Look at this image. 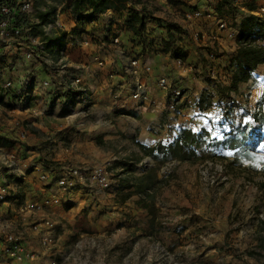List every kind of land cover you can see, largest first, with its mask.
<instances>
[{"label": "rangeland", "instance_id": "rangeland-1", "mask_svg": "<svg viewBox=\"0 0 264 264\" xmlns=\"http://www.w3.org/2000/svg\"><path fill=\"white\" fill-rule=\"evenodd\" d=\"M227 1L228 4L215 5V11L226 18L229 24H238L240 19L237 23L235 20L240 10L232 5L230 0ZM51 2V11H56L59 7L67 11L71 4V0ZM166 3L155 0L130 1V5L145 16L140 37L144 38L145 44L151 46L148 51L150 55L157 50L155 45L159 38L163 40V46L158 51H163L165 41L169 39L168 34H172L171 39L175 47L188 49L189 63L194 69L199 68L198 71L190 73L192 83L189 87L195 94L196 104L206 113L193 115L190 109L192 106H188L180 116H175V125L174 119H169L164 110L162 114L157 115L148 114L144 109L137 115L125 112V115L136 119V122L131 118L117 119L120 126L115 127V132L117 130L119 134L114 141L107 139L104 142L102 137L97 139L95 136L100 134L99 126L91 129L92 137H95L93 150L98 153L99 150L95 148L98 145L103 147L104 151L109 148L113 153L111 159L101 163L106 164L112 174L115 190L120 186L121 179L140 176L147 169H153L157 178L164 177L167 183L155 192L153 213L139 207L136 204V196L124 204H116L115 194L100 197L103 194L90 196L85 195V191L72 193V199H75L73 202L41 211L39 215L48 214L56 222L55 234L62 233L63 236L50 248L40 247L42 251L46 250L38 260L40 264H48L52 259L56 264H264V122L256 128L247 115L242 116L245 109L254 110V107H249L248 98L255 95L253 87L256 81L241 83L237 91L229 90L232 73L228 71L225 77L224 74L221 75L225 82L223 85L213 81L216 95L211 96L208 93V88L212 85L208 79V69L207 66L202 68L205 60L200 59L198 47L182 31V7L179 2ZM35 4L41 7L44 0H36ZM108 11L98 14V17L103 15L105 18L113 14ZM88 12L85 10L84 14ZM126 14V11L114 12L112 18H107L109 21L101 23L100 19L98 25L90 26L88 30L79 29L80 26L85 27L87 22L77 20L73 13L63 19L65 28L71 31L72 38L79 40L88 34L94 36V42H98V39L101 42L103 38L109 41V35L121 31L117 24L122 22ZM40 16L44 19L46 17L44 14ZM65 33V30H62L61 37L56 35V38H71ZM154 33H162L164 36L154 37ZM230 43L227 40L226 47L216 46L220 56L233 53L229 49L233 46ZM70 51L75 49L71 48ZM19 69H22L21 66ZM200 70L202 72H199ZM261 75L264 76V71H261ZM226 95H229L239 108L235 111L230 109L227 118L223 116L218 119L216 109L229 108V105H226L230 100ZM263 97L264 93L258 98L256 106H261L264 110ZM9 104L10 101L6 100L2 93L0 177L6 172L2 158L15 149V144H23L25 150L19 152L18 165L13 166L14 170L7 174L10 184L21 192V199L40 198L37 194H40L41 190L35 188V179L31 177V174L37 172L33 165L38 162L54 169L55 172L74 165L88 169L100 163L96 161L89 167H83L78 162L54 158H58L60 151L67 153L64 151L65 147L69 149L67 154L71 151L78 153L75 152V145H71L73 141L63 135L64 131L81 133V125L106 120L103 114H68L56 108L51 113L41 115L52 116V119H49L51 123L46 121L43 125L39 123L38 117L35 119L30 116L28 109H18L12 105L8 106ZM62 113L64 115H61ZM224 122H227V127H223ZM229 122L234 125L233 132L230 131ZM77 125L79 130L76 129ZM142 127L158 135L171 131L177 135L183 128L203 132V135L200 143L194 147L196 156L182 161L167 157L163 152H155L151 156L141 151L137 142L143 143L138 138ZM21 131L26 133L25 139H19ZM83 132L86 133L87 129ZM33 138L39 142L33 143ZM174 138L165 141L161 139L152 145L147 142L143 144L148 147L159 142L168 144ZM32 149L35 151V157L39 154L38 159H28V156L34 154L26 151ZM18 170L22 171L19 177ZM12 181H16V184L13 185Z\"/></svg>", "mask_w": 264, "mask_h": 264}, {"label": "built area", "instance_id": "built-area-1", "mask_svg": "<svg viewBox=\"0 0 264 264\" xmlns=\"http://www.w3.org/2000/svg\"><path fill=\"white\" fill-rule=\"evenodd\" d=\"M230 1L240 10L236 23L249 15L264 22V0ZM35 2L0 0V86L1 94L11 103L8 106L26 108L32 117L51 113L56 108L68 114L90 113L96 100L95 93L100 94V90H96L100 88V73L109 99L122 109L162 105L177 123L175 116H180L188 106L196 105L195 95L184 78L195 72L189 62L173 57L178 75L175 72L154 73L153 64L146 60L151 46L145 44L144 38L121 30L109 35V41L103 38L101 42L100 39L94 42V36L88 34L78 40L65 28L63 18L71 16L70 8L64 11L59 7L51 11V0H44L41 7ZM220 2L179 0L182 31L198 47L200 59L205 60L202 68L207 66L208 69L212 84L208 93L211 96L216 95L213 81L223 85L221 75L225 77L229 71L220 65L216 46H223L222 41L227 43V40L236 46L238 34L236 24H229L216 13L215 5ZM41 14L46 15L45 19ZM79 29L84 30L81 26ZM62 30L71 38H56V35L61 37ZM162 43L161 38L157 39V50ZM71 48L84 61L73 60ZM184 51L189 55L188 49L184 48ZM89 75H97L98 85H89ZM152 84L160 93L157 97L152 94ZM33 101L38 104L33 106ZM199 112L206 113L204 109ZM216 115L218 119L222 118L223 109H216ZM223 127H227V122ZM25 138L26 133L21 131L19 139ZM23 150L24 145L17 143L15 149L2 158L6 172L0 177V264H40L38 260L46 250L42 251L38 246L50 248L60 240L63 234H55L56 222L48 214L39 215L41 211L73 202L74 192L85 191V195L91 196L99 194L100 189H115L106 164H94L88 169L74 165L55 172L39 162L33 165L38 172L34 185L46 194L40 199H21V192L10 184L7 174L18 165L17 158ZM64 151L68 152V147ZM20 173L22 171L18 170V177ZM48 264H56V261L52 259Z\"/></svg>", "mask_w": 264, "mask_h": 264}, {"label": "trees", "instance_id": "trees-1", "mask_svg": "<svg viewBox=\"0 0 264 264\" xmlns=\"http://www.w3.org/2000/svg\"><path fill=\"white\" fill-rule=\"evenodd\" d=\"M131 0H71L70 9L75 18L81 22H90L96 18L98 14L104 13L111 9L114 12L121 13L126 11L127 14L122 22L117 24L119 30L132 33L134 36H140L144 27L145 16L130 5ZM169 3H177L179 0H167ZM220 4H228L227 0H221ZM88 10V14L84 11ZM156 19V18H155ZM238 34L236 38V48L231 55L228 70L232 75L229 83V90L237 91L241 83H246L252 79L253 72L258 65L264 62V22L260 21L256 16L249 15L243 17L236 24ZM169 39L165 41L163 51L170 53L172 57L185 60L187 53L182 46L175 47L173 44L172 34H168ZM1 86H0V102H1ZM226 97L230 100L225 108L224 116H229V110H236L239 105L235 103L229 95ZM264 98V97H263ZM262 98V100H263ZM249 117L252 124L257 128L264 122V110L260 106L253 111L245 109L242 116ZM230 131L233 132L234 125L229 122ZM255 132V131H252ZM203 132H194L191 128H183L175 136L174 140L168 144L159 142L155 146H145L141 142H137V146L141 151L153 156L155 152H163L167 157H175L180 160H190L196 156L195 146L200 143ZM245 141V138L243 139ZM242 141V142H243ZM129 169H126V171ZM167 180L157 178L153 169H147L140 176H128L121 179L120 186L115 194L116 204H124L127 200L136 196V204L153 213L155 206V192L158 188L165 185Z\"/></svg>", "mask_w": 264, "mask_h": 264}, {"label": "crops", "instance_id": "crops-1", "mask_svg": "<svg viewBox=\"0 0 264 264\" xmlns=\"http://www.w3.org/2000/svg\"><path fill=\"white\" fill-rule=\"evenodd\" d=\"M155 1H160L161 3L164 2V4H167L166 0H155ZM68 8H70V6H68ZM108 10L112 11L113 14H111L108 17H105V18H104L103 15H100V17H98V15H97L95 20H92L90 22L86 21L87 24L85 25V27H83V26H81V27H83L84 30H88V28L90 26L98 25V22L100 23V19H101V23H104V22L106 23L107 21H109L110 18H112L114 16L113 10H111V9H108ZM107 18H109V19H107ZM96 20H98V21H96ZM105 26L107 27V25H105ZM157 35H159V34L154 33L152 36L156 37ZM160 35L164 36V34H162V33ZM222 42H223V46L226 47L227 43L225 41H222ZM235 48H236V46L229 47V49L232 50V51H234ZM186 50H187V48H186ZM153 52H154V54H152V55L149 54V56H148V54H147L148 57L146 58V60L148 62H150L151 64H153L154 73H158L159 71L160 72L162 71V72H169L170 73V72L174 71L178 75V73H179L178 72V68L175 65L173 57L170 55V53H166V52H161L160 53L158 50H155ZM231 55H232V53L224 54L222 56L219 55L218 60L220 62V65L222 64L221 65L222 67L225 66L226 68H228V65H229V62H230V59H231ZM187 56L188 57L185 60V62H189L188 60L190 58V55H187ZM71 58L73 60H75V61H77V60H83L84 61V59L81 56H79V53L76 50L75 51H71ZM221 58H222V60H221ZM155 67H156V69H155ZM198 70H199V68H198ZM198 70L195 69V71H198ZM261 71H264V63L258 65L257 69L253 72V76H252V79H251L252 80L251 82H253V83L256 81L255 82L256 85L253 87L255 95L254 96H250V98H248V105H249V107H254V109L257 108L256 102H257L258 98L264 93V76L261 75ZM199 72H202V70H200ZM89 78L91 79L89 85L90 84L93 85V86H95V84L98 85V82H97L98 81V77H97V75H89ZM99 78H100V88H96V90L97 91L100 90V94H98L99 92L95 93L96 100H94V104H93L92 107H90V110H91V112L99 113L101 115L103 114L106 117V120H104V121H103V119L101 121H97L96 120V121H94L92 123L89 122V124H87V125H81V126H83V128H80L81 133H78L77 131L74 132L73 130L64 131L65 133L63 135L64 136H68V138H70L71 141H73L71 143V145L72 144L75 145L74 146L75 152H78V153H72V151H71L70 154H67L68 152L63 154L60 151V154H58L59 155L58 158H54V160L62 159L63 161H69V162H72V163L73 162H78L83 167H89L90 165H92L93 162H96V161H100V163L104 162V161H108L109 159H111L110 157H111V155L113 153L111 152V150L109 148H107V150L104 151L102 149L103 147L101 148L98 145H96L95 148H97L99 150V152L97 153L96 150H93V145L95 144L94 143L95 137H97V139H99V140L102 137L104 142L107 139H112V141H114L118 137L117 134H119L117 132V130L115 132V127L116 126H120V124L117 121V119H120V118H123V119L124 118H126V119L131 118V119H133L136 122V119L130 117L129 115H125L126 114L125 112H130L133 115H137V114H140V112H142V110L144 109L145 111H147L146 113H148V114L157 115V114H162L163 113L162 105H157L156 107L155 106H152V107H141V106H134L133 107V106H130L132 109H122V108L118 107L116 104H113V102L109 99L107 88H103V83H101V80L103 81V74L100 73V77ZM184 78L186 79V80L184 79L186 84L190 85L192 83L191 79H190V74H189V76H187V75L184 76ZM153 87L154 86L152 84V94H153V96H155V97L159 96L160 93L157 92V90L155 88H153ZM196 93H197V90H196ZM35 102L38 104V101H35ZM35 102L34 101L32 102L33 106L35 105ZM155 109H158V110H155ZM186 109H184V110H186ZM190 109H191V113H193V115L195 113H199L200 114V112H199L200 107L197 104L193 105ZM63 113L61 115H64ZM166 114H167V112H166ZM101 115H100V117H101ZM167 115H168L169 119H171L172 115L171 114H167ZM104 116H103V118H104ZM53 117H55V115ZM34 118L36 119V117H34ZM50 118L52 119V116H40V117H38V120H39V123H43V125H44V124H46V121H48V123H51L49 121ZM41 120H43V121H41ZM162 124H164V123H162ZM132 125L134 127H137L136 124H132ZM175 125H177V123H175ZM40 127L42 129H44L43 126L40 125ZM97 127L99 129L101 128L100 129V134L98 136L96 134H94V136L95 135L96 136L92 137L93 133H91L90 130L91 129H96ZM47 128H45V129H47ZM76 129L79 130L78 125H77ZM85 129H87L86 133L83 132ZM175 135H176L175 132H172V131L168 132L166 134H163V135L153 134V133L149 132L147 130V128H143L142 127V130L138 134V138L143 143L147 142V143H151V145H152L156 141H161V139H164L163 141H165L167 139L170 140L172 137H175ZM31 141L33 143H35V142L38 143L39 142V141H37L36 138H33V140H31ZM30 147H32V146L30 145ZM29 152H32L34 155L28 156V159H33L35 157L34 149H32ZM107 155H109V156L106 158ZM95 156H97V158ZM39 157H40L39 154H37V157H35V159H38ZM37 173L38 172H35V173L31 174V175H33L31 177L35 178ZM100 191L101 192L99 193V195L103 194L100 197H105L106 194H108V196L109 195L113 196L117 192V190H115V189L108 190L109 191L108 193H106L104 190H101V189H100ZM41 194H42V196H41ZM45 194H46V192L41 191L40 194L38 192L37 196L42 198ZM40 198H37V199H40ZM73 201H75V199H73ZM38 248H40V247L38 246Z\"/></svg>", "mask_w": 264, "mask_h": 264}]
</instances>
